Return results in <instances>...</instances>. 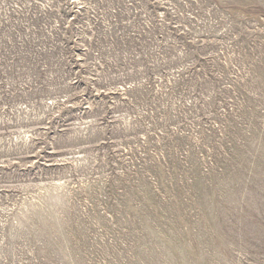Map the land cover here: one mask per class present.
Wrapping results in <instances>:
<instances>
[{"label":"rangeland","instance_id":"rangeland-1","mask_svg":"<svg viewBox=\"0 0 264 264\" xmlns=\"http://www.w3.org/2000/svg\"><path fill=\"white\" fill-rule=\"evenodd\" d=\"M0 264H264V0H0Z\"/></svg>","mask_w":264,"mask_h":264}]
</instances>
